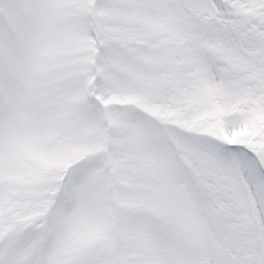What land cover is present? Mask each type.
<instances>
[{
  "label": "snow or ice",
  "instance_id": "1",
  "mask_svg": "<svg viewBox=\"0 0 264 264\" xmlns=\"http://www.w3.org/2000/svg\"><path fill=\"white\" fill-rule=\"evenodd\" d=\"M0 264H264V0H0Z\"/></svg>",
  "mask_w": 264,
  "mask_h": 264
}]
</instances>
